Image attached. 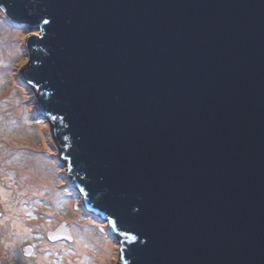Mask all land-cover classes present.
Returning <instances> with one entry per match:
<instances>
[{
    "label": "water",
    "instance_id": "obj_1",
    "mask_svg": "<svg viewBox=\"0 0 264 264\" xmlns=\"http://www.w3.org/2000/svg\"><path fill=\"white\" fill-rule=\"evenodd\" d=\"M0 4L104 264H264V0Z\"/></svg>",
    "mask_w": 264,
    "mask_h": 264
},
{
    "label": "rangeland",
    "instance_id": "obj_2",
    "mask_svg": "<svg viewBox=\"0 0 264 264\" xmlns=\"http://www.w3.org/2000/svg\"><path fill=\"white\" fill-rule=\"evenodd\" d=\"M35 33L41 36L0 10V264H104L97 256V220L83 215L50 121L38 114L35 89L20 77L31 62L26 42ZM61 223L70 230L68 249L46 237Z\"/></svg>",
    "mask_w": 264,
    "mask_h": 264
},
{
    "label": "bare ground",
    "instance_id": "obj_3",
    "mask_svg": "<svg viewBox=\"0 0 264 264\" xmlns=\"http://www.w3.org/2000/svg\"><path fill=\"white\" fill-rule=\"evenodd\" d=\"M35 188H37V186H33L32 187V189H35ZM47 198V197H46ZM47 205V204H46ZM83 215H87V214H84L83 213ZM47 217V216H46ZM15 226H16V228L18 229V230H20V229H22L23 228V225L21 224V222L18 220V219H16V223H15ZM24 233V232H23ZM79 243V241H76V242H73V246H75L76 248L78 247V244ZM54 244V243H53ZM62 248H64V249H68L69 247H72V244L71 245H69V244H67V243H65V244H59ZM75 250V249H74ZM75 252H76V250H75ZM97 256H99V253L97 254ZM69 260V259H68ZM96 261V257H95V259H94V262ZM96 264H101L100 262H95Z\"/></svg>",
    "mask_w": 264,
    "mask_h": 264
},
{
    "label": "trees",
    "instance_id": "obj_4",
    "mask_svg": "<svg viewBox=\"0 0 264 264\" xmlns=\"http://www.w3.org/2000/svg\"><path fill=\"white\" fill-rule=\"evenodd\" d=\"M30 87L34 90V88H33L31 85H30ZM35 95H36V97H37V104L40 105V98H39V96L36 94V92H35ZM48 124H49L50 128H52L50 122H48ZM94 218H95L96 220H98V221H101V219H100L99 217H97V216H94Z\"/></svg>",
    "mask_w": 264,
    "mask_h": 264
},
{
    "label": "snow or ice",
    "instance_id": "obj_5",
    "mask_svg": "<svg viewBox=\"0 0 264 264\" xmlns=\"http://www.w3.org/2000/svg\"><path fill=\"white\" fill-rule=\"evenodd\" d=\"M0 10L6 11V9L4 8L3 4H0ZM43 22H44V24H48L49 23L48 20H44ZM37 27H38V25H37ZM133 239H135V237H133Z\"/></svg>",
    "mask_w": 264,
    "mask_h": 264
},
{
    "label": "flooded vegetation",
    "instance_id": "obj_6",
    "mask_svg": "<svg viewBox=\"0 0 264 264\" xmlns=\"http://www.w3.org/2000/svg\"><path fill=\"white\" fill-rule=\"evenodd\" d=\"M58 244H65V243H63V242H60V243H58Z\"/></svg>",
    "mask_w": 264,
    "mask_h": 264
},
{
    "label": "clouds",
    "instance_id": "obj_7",
    "mask_svg": "<svg viewBox=\"0 0 264 264\" xmlns=\"http://www.w3.org/2000/svg\"><path fill=\"white\" fill-rule=\"evenodd\" d=\"M58 243V242H57ZM60 243V242H59ZM64 243V242H63Z\"/></svg>",
    "mask_w": 264,
    "mask_h": 264
}]
</instances>
